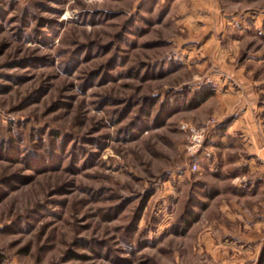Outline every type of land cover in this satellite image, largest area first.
Here are the masks:
<instances>
[{
  "label": "rangeland",
  "instance_id": "rangeland-1",
  "mask_svg": "<svg viewBox=\"0 0 264 264\" xmlns=\"http://www.w3.org/2000/svg\"><path fill=\"white\" fill-rule=\"evenodd\" d=\"M191 1L0 0L2 264H229L201 245L241 192L218 134L248 112L264 145V0Z\"/></svg>",
  "mask_w": 264,
  "mask_h": 264
},
{
  "label": "crops",
  "instance_id": "crops-1",
  "mask_svg": "<svg viewBox=\"0 0 264 264\" xmlns=\"http://www.w3.org/2000/svg\"><path fill=\"white\" fill-rule=\"evenodd\" d=\"M210 2L213 0H192L191 9H188L196 10L197 13L188 11L189 13L184 16L185 10H180L184 6L179 7L177 12L181 17L203 18L206 14L210 16L207 11ZM196 23V21L189 22L188 25H196ZM209 23L213 21L204 20L198 25L206 26ZM207 39L211 40L212 36H208ZM244 114L246 115L244 117L241 114L240 117H235V122L229 124L222 134H218L221 138V153L224 155V151L227 150L238 155L234 156V160L230 159L229 155L228 158L220 161L223 178L228 179L231 186L227 193L233 190V186H238L241 192L240 194L232 192V196L229 197L234 202H231L229 209H226L231 219L230 224L222 230L224 234H219L220 239L215 237L211 241L207 238V234L203 235L205 240L201 247L232 249L229 251V264H264V145L260 134L255 130L256 121L251 120V114L249 115L248 112ZM262 135L264 136V132ZM215 149L220 148L215 144L212 136L208 138L204 152L212 156L210 164L214 165L213 169L217 166L214 162V157L217 155ZM244 153H247L248 157L244 158ZM236 198H239L241 204Z\"/></svg>",
  "mask_w": 264,
  "mask_h": 264
},
{
  "label": "built area",
  "instance_id": "built-area-1",
  "mask_svg": "<svg viewBox=\"0 0 264 264\" xmlns=\"http://www.w3.org/2000/svg\"><path fill=\"white\" fill-rule=\"evenodd\" d=\"M213 119L208 118L202 124H196L187 121H180L179 128L182 129L186 134V150L188 153L198 150L203 142L205 141V137L207 135V131L209 126L211 125ZM197 162L192 161L190 164V169L196 168Z\"/></svg>",
  "mask_w": 264,
  "mask_h": 264
},
{
  "label": "trees",
  "instance_id": "trees-1",
  "mask_svg": "<svg viewBox=\"0 0 264 264\" xmlns=\"http://www.w3.org/2000/svg\"><path fill=\"white\" fill-rule=\"evenodd\" d=\"M195 93L190 96V99L187 101L188 108L198 106L200 103L206 100V98L213 94L212 88L208 85H201L198 89L193 91ZM4 262V257L0 254V264Z\"/></svg>",
  "mask_w": 264,
  "mask_h": 264
}]
</instances>
